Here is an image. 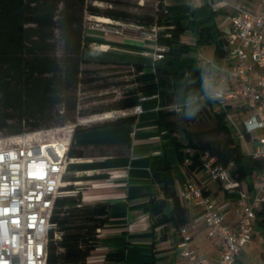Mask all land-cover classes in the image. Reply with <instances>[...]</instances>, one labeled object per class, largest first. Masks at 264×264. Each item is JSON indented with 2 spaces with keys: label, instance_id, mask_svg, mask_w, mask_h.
<instances>
[{
  "label": "trees",
  "instance_id": "16d2710c",
  "mask_svg": "<svg viewBox=\"0 0 264 264\" xmlns=\"http://www.w3.org/2000/svg\"><path fill=\"white\" fill-rule=\"evenodd\" d=\"M91 1L114 6L125 4L121 0H0V132L16 135L24 130L71 123L74 125L72 133L76 134L133 123L135 115L88 127L79 126L76 119L81 116L77 111L78 86L97 79L87 76L92 70L83 66L124 64L133 69L132 86L109 106L88 113L131 109L139 102L141 94L157 93L159 131L168 140L167 145L173 148L177 163L184 166L185 173L200 171L205 158H212V165L228 168L239 186L251 191L252 173L264 170V159L255 160L245 155L241 141L226 118L232 106L223 110L214 101L206 102L203 107H207L205 111L210 117L206 121L201 112L192 119H184L170 110L174 96L180 97L184 91L200 87V73L196 67L167 70L154 66L153 71H145L153 66L141 62L95 60L85 55L88 43L84 37V20L87 15L104 24L117 21L147 30L157 27L155 43L167 48L160 60L166 66L190 51L180 40L190 22L196 31V46L205 51L204 57L212 56L219 64L229 45L215 22L221 11H214L204 3L188 16L167 20L163 0L155 1L154 13L132 12L113 6L101 9ZM135 6L142 10L146 5H139L136 0ZM59 105L63 107L62 112L56 109ZM78 154L69 147V157L75 158ZM75 180L68 174L63 177V181L70 184ZM70 184L63 190L71 191ZM152 184V192L143 207L151 217L152 227L169 225L177 230L186 224L187 210L178 196L174 170L165 155L160 167L152 173ZM203 192L206 195L205 190ZM108 215L106 203L82 204L80 195L58 197L50 221L61 236L59 240L51 237L48 241L47 264H86L96 247L97 229L107 222ZM256 227L264 235V203L256 211ZM124 258V249L105 255V260L110 262L122 263Z\"/></svg>",
  "mask_w": 264,
  "mask_h": 264
},
{
  "label": "built area",
  "instance_id": "2783aa9c",
  "mask_svg": "<svg viewBox=\"0 0 264 264\" xmlns=\"http://www.w3.org/2000/svg\"><path fill=\"white\" fill-rule=\"evenodd\" d=\"M255 1L257 11L239 1L205 0V3L214 11L226 9L225 24L217 27L229 42L219 63L227 87L214 102L223 110L232 106L226 118L244 143L245 155L259 160L264 159V0ZM138 4L144 5V0H138ZM102 24L96 21L90 28L102 29ZM156 31L157 27H153L142 33L155 42ZM113 33L122 32L115 29ZM166 50L156 45L153 61L162 60ZM148 100L158 101V94H141L139 102L131 108V115H140L142 103ZM238 101L242 102L241 106L236 105ZM120 113L127 114L124 110ZM73 126L62 136L57 135L58 127L24 130L11 136L10 143L0 148V264H47L48 241L51 237L59 240L61 236L50 221L54 203L58 197L68 195L63 188L70 182H64L63 177L68 166L77 161L68 156ZM249 141H253L252 148ZM205 159L203 168L209 178L234 194L235 216L233 221L226 222V209L218 208L204 194L196 173H185L186 180L178 196L185 205L200 208L206 235L212 240L217 257L210 263L203 253L189 246L194 228L189 223L177 229L179 253L185 259L184 264H236L253 239L256 211L264 203V170L252 173V189L246 191L229 174L228 168L212 165V158ZM100 231L101 228L97 229V236ZM89 262L90 255L86 264Z\"/></svg>",
  "mask_w": 264,
  "mask_h": 264
},
{
  "label": "crops",
  "instance_id": "0c3cea01",
  "mask_svg": "<svg viewBox=\"0 0 264 264\" xmlns=\"http://www.w3.org/2000/svg\"><path fill=\"white\" fill-rule=\"evenodd\" d=\"M227 1L243 2L250 10L258 9L255 0ZM150 2L153 0H144V3ZM204 3L205 0H165L167 20L188 16L192 10ZM219 10L225 24L226 9ZM136 28L130 26L124 28L121 34L110 33L105 36L99 30L85 27L84 37L88 43L85 55L95 60L150 63L152 66L167 70L196 67L199 55L196 46L197 36L190 22L180 38L181 42L190 47V51L172 60L168 66L161 61L153 62L152 54L156 44L153 40L141 36ZM145 71H152V67L145 68ZM142 108L143 112L135 116V121L131 124L70 133V147L80 154L75 156L77 161L69 166H73L72 171L77 173L76 177L80 178V182L86 183L83 202L88 204L101 202L109 205L108 220L101 227L88 264H184L185 259L179 253L180 236L177 230L169 225L153 228L151 217L143 211V207L153 189L152 173L160 167L163 155L173 167L177 193L186 180L185 168L177 163L173 148L167 145L168 140L159 131L158 101L143 102ZM124 111L127 114L121 115L118 111L109 118L90 119L77 124L88 127L131 115V109ZM99 175L104 177L97 178ZM196 177L206 196L210 197L218 208L226 209V222L233 221L234 194L224 190L220 183L211 180L204 168L196 172ZM185 208L187 223L194 226L189 246L198 249L210 263H214L217 257L216 249L206 235L200 208L193 205H185ZM256 229L257 227L254 236L257 233ZM254 236L239 255L236 264L249 263L244 261L256 248V240L257 243L264 244L262 233L256 238ZM118 249L125 250L122 263L105 260L106 253ZM262 255L264 252L259 256L260 264H264L261 261Z\"/></svg>",
  "mask_w": 264,
  "mask_h": 264
},
{
  "label": "rangeland",
  "instance_id": "374dc122",
  "mask_svg": "<svg viewBox=\"0 0 264 264\" xmlns=\"http://www.w3.org/2000/svg\"><path fill=\"white\" fill-rule=\"evenodd\" d=\"M121 1L125 2V4L114 6L110 3L101 2V1H91V4L101 9L111 8L113 6L117 8H124L132 12H152L154 13V11L156 10V6H155L156 0H153V2H150V3H145L146 6L142 10L135 8L136 0H121ZM257 10L258 9H256L255 11ZM216 21H217L216 25L219 24L220 26H223L224 17L222 16V13L217 14ZM101 22H104V21H101ZM95 23H96V20L92 18L91 19L85 18L84 28L93 27L95 26ZM130 26H133V25L122 24L120 22L114 21L111 25L102 24L101 25L102 29L100 28H94V29L99 30L103 34H104V30L107 31L108 33L104 34L106 36L110 33H113L115 29L120 30L123 33L124 28H130ZM136 30L139 32L141 36H144L142 33L143 31H147V32L150 31L147 29H140V28H136ZM197 50L201 57H204L206 55L205 51L201 47H198ZM59 52L60 51L58 50V53ZM83 67L89 70H92L91 73L88 74L87 76H91V77L95 76L97 79L95 81L80 84L78 86L77 111L80 112L81 116H78L76 118L77 122L80 123V122H86L90 119L99 120L103 118H109L110 116H113L118 111H121V110H111V111H105V112L95 113V114L88 113L93 110H100L102 108H105L109 106L114 100L119 99L122 96L123 92L132 86L131 82L134 78L133 69L130 66L124 65V64H115V65L91 64V65H84ZM236 105L241 106L242 102L238 101ZM204 108L205 107H202L200 111L202 113L201 117L205 121L210 120V117H208V114L205 111L207 107L205 109ZM56 109L59 112L63 111V107L61 105L57 106ZM70 125H73V124L67 123L63 126H59V127L57 126L58 128H60L57 135L62 136L66 134V130L68 129ZM57 127H53V128H57ZM62 128H65V129H62ZM11 136L13 135H5L4 133L0 132V148L10 143ZM241 144H242L243 150L245 151L244 143L241 142ZM248 146L252 148L253 141H249ZM72 168L73 166H69L66 173L68 174V176L74 177L76 179L75 180L76 182L72 181L75 183H71L69 185V186H72V189L71 191H67V194L74 195V196L80 195L82 204H88V203H84L82 200L86 183L80 182L81 181L79 180L80 178L76 177L77 173H73ZM256 231L257 233L254 236L255 238L257 235L260 234L258 233L257 229ZM257 242L258 240H256V243H255L256 248L253 250V252L249 253V255L247 256V260L244 259L245 260L244 263L248 261L249 262L248 264H260L259 256L261 255V252H264V244H259ZM261 261L264 262V255L261 256Z\"/></svg>",
  "mask_w": 264,
  "mask_h": 264
},
{
  "label": "clouds",
  "instance_id": "9594fccd",
  "mask_svg": "<svg viewBox=\"0 0 264 264\" xmlns=\"http://www.w3.org/2000/svg\"><path fill=\"white\" fill-rule=\"evenodd\" d=\"M196 70L199 71L200 87L190 88L182 93L180 97L174 96L169 105L170 110L184 119L194 118L208 101L218 100L227 87L223 76V69L212 56H197ZM195 83V80L192 81Z\"/></svg>",
  "mask_w": 264,
  "mask_h": 264
},
{
  "label": "bare ground",
  "instance_id": "6f19581e",
  "mask_svg": "<svg viewBox=\"0 0 264 264\" xmlns=\"http://www.w3.org/2000/svg\"><path fill=\"white\" fill-rule=\"evenodd\" d=\"M87 19H89V18H87ZM99 22V21H98ZM102 23V22H101ZM104 24V23H103Z\"/></svg>",
  "mask_w": 264,
  "mask_h": 264
}]
</instances>
